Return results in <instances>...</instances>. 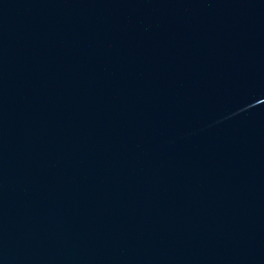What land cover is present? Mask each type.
<instances>
[{"label":"water","instance_id":"95a60500","mask_svg":"<svg viewBox=\"0 0 264 264\" xmlns=\"http://www.w3.org/2000/svg\"><path fill=\"white\" fill-rule=\"evenodd\" d=\"M0 264H264V0H0Z\"/></svg>","mask_w":264,"mask_h":264}]
</instances>
